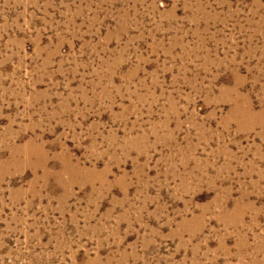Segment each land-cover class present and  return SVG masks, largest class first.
Returning <instances> with one entry per match:
<instances>
[{
	"label": "rangeland",
	"instance_id": "1",
	"mask_svg": "<svg viewBox=\"0 0 264 264\" xmlns=\"http://www.w3.org/2000/svg\"><path fill=\"white\" fill-rule=\"evenodd\" d=\"M0 264H264V0H0Z\"/></svg>",
	"mask_w": 264,
	"mask_h": 264
}]
</instances>
